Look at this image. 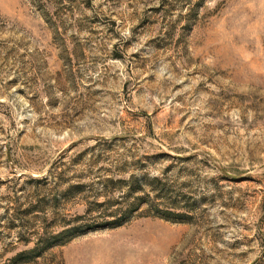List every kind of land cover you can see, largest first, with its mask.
<instances>
[{
	"label": "rangeland",
	"instance_id": "1",
	"mask_svg": "<svg viewBox=\"0 0 264 264\" xmlns=\"http://www.w3.org/2000/svg\"><path fill=\"white\" fill-rule=\"evenodd\" d=\"M0 264H264V0H0Z\"/></svg>",
	"mask_w": 264,
	"mask_h": 264
},
{
	"label": "trees",
	"instance_id": "2",
	"mask_svg": "<svg viewBox=\"0 0 264 264\" xmlns=\"http://www.w3.org/2000/svg\"><path fill=\"white\" fill-rule=\"evenodd\" d=\"M109 224H110V225H114V226H119V225H121V223H119V222H118V223H117V222H116V223H115V222H111V223H109Z\"/></svg>",
	"mask_w": 264,
	"mask_h": 264
}]
</instances>
